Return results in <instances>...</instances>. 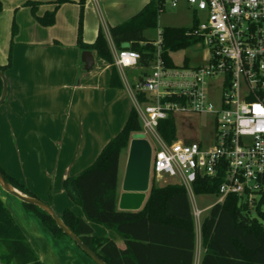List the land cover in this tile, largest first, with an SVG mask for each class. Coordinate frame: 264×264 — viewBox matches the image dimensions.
I'll return each instance as SVG.
<instances>
[{
    "label": "crops",
    "instance_id": "0c3cea01",
    "mask_svg": "<svg viewBox=\"0 0 264 264\" xmlns=\"http://www.w3.org/2000/svg\"><path fill=\"white\" fill-rule=\"evenodd\" d=\"M28 1L39 3L37 16L53 11L56 6V0H0L3 6L0 65L7 64L12 40L11 65L5 72L7 93L0 106V168L37 199L48 202L58 216L68 209L84 219L81 208L64 191L63 181L89 167L103 147L121 131L133 108L130 102L133 104L135 85L144 73L129 85L123 75L127 69L116 68L122 87H110V65L94 51L77 47L79 0L60 4L54 24L48 27L40 25L30 8L23 6ZM148 3L147 0H85L83 42L92 44L101 29L104 36L107 33L110 38L108 46L113 57L116 47L109 27L133 18ZM13 21L17 33L11 39ZM83 51L92 53L94 65L89 72L83 70ZM120 158L116 208L125 170L124 165L120 178ZM0 199L41 264H95L85 254L77 252L72 241L54 240L18 199L1 191ZM211 207L213 205L204 211ZM89 225L94 237L108 238L118 248H126L124 239L114 231L94 223ZM195 229L199 232L196 226ZM57 246L67 247L68 252L56 257ZM197 247L196 232L193 264L196 259L199 264L204 254L200 234L199 250Z\"/></svg>",
    "mask_w": 264,
    "mask_h": 264
},
{
    "label": "trees",
    "instance_id": "16d2710c",
    "mask_svg": "<svg viewBox=\"0 0 264 264\" xmlns=\"http://www.w3.org/2000/svg\"><path fill=\"white\" fill-rule=\"evenodd\" d=\"M70 0H56L55 8L43 16H37L38 2L28 1L34 19L42 26H52L58 6ZM77 47L90 50L110 65V87L121 88L116 67L108 43L101 29L95 41L85 44L82 40V16L85 0H79ZM3 11L0 2V13ZM159 7L148 3L136 16L126 22L109 27L110 37L116 49H130L141 55V65L146 67L153 58L155 47L146 41L143 33L156 27ZM190 28L164 27L161 30L162 56L168 66H174L170 53L184 50L193 44L187 36ZM17 33L13 21L11 39ZM126 48H122V44ZM12 45V40H11ZM11 45L8 61L0 65L5 74L11 65ZM187 60L184 65L187 66ZM2 81L0 79V97ZM140 102L142 95H137ZM141 124L134 108H131L125 125L101 150L95 161L81 173L63 181V189L71 201L79 206L84 219L66 209L59 216L62 222L81 241L102 259L105 264H193L196 247V229L187 192L176 182L157 183L151 177L147 199L141 210L124 212L116 208L118 166L120 154L127 149L131 137L140 132ZM157 132L166 143L177 139L176 119L169 115L160 120ZM190 140L186 141L189 143ZM6 182L34 197L22 184L8 176L1 168ZM222 176L198 178L193 184L195 195H216ZM264 184V179H263ZM50 207L51 205L47 202ZM26 212L34 215L41 225L56 239L70 240L43 210L22 203ZM264 192L252 206L235 195H228L222 204L211 207L201 222L199 234L204 249L199 264H264ZM254 210L255 217L251 216ZM89 223L101 225L121 236L126 248L120 249L108 238L92 235ZM71 241V240H70ZM0 264H41L38 256L26 241L10 211L0 199Z\"/></svg>",
    "mask_w": 264,
    "mask_h": 264
},
{
    "label": "built area",
    "instance_id": "2783aa9c",
    "mask_svg": "<svg viewBox=\"0 0 264 264\" xmlns=\"http://www.w3.org/2000/svg\"><path fill=\"white\" fill-rule=\"evenodd\" d=\"M147 1L157 4L158 14L182 3L193 12L187 36L191 46L202 50L201 64L168 66L161 32L151 42L155 51L146 67L140 53L130 49L115 50L113 63L119 70H147L135 85L133 108L141 124L138 133L156 143L150 176L185 188L200 229L204 209L193 202V184L199 177L222 176L213 206L228 195L252 206L264 192V0ZM169 115L210 117L212 139L204 143L186 136L164 142L157 126Z\"/></svg>",
    "mask_w": 264,
    "mask_h": 264
},
{
    "label": "rangeland",
    "instance_id": "374dc122",
    "mask_svg": "<svg viewBox=\"0 0 264 264\" xmlns=\"http://www.w3.org/2000/svg\"><path fill=\"white\" fill-rule=\"evenodd\" d=\"M194 16L193 12L188 9L185 5L179 6L178 8H170L166 7L165 10L157 15L156 27L152 29H147L144 31L143 36L146 41L156 42L158 40V34L164 27H182V28H190L193 24ZM108 44H110V38H108V34H105ZM122 48H126L127 45L124 43L121 45ZM118 50V49H116ZM203 56L202 50L196 46H190L184 50L177 51L175 53H170V58L176 67H180L184 64V60H187L188 65L191 67L197 66L201 64V57ZM147 70L143 68L136 69H127L123 71V75L126 78L128 84H134L140 75L145 73ZM121 81L124 82L122 74H120ZM130 98V97H129ZM218 96L214 95L213 102L216 105ZM130 101V100H129ZM133 107V104L130 102V108ZM176 133L178 138L183 137H192L195 139H200L204 143H209V141L213 137V124L210 117L201 115H192V116H178L176 117ZM142 136L140 133L134 134L132 137ZM145 138V137H144ZM148 142L150 143L152 150L155 149L156 143L152 137H147ZM188 140H192L191 138ZM127 149L123 150L120 158V178L123 173L125 158ZM166 181V180H164ZM166 183V182H165ZM1 192H3L0 189ZM190 200V198H189ZM216 201L215 195H195L193 194V202L198 209H204L210 205H213ZM192 201L190 200V204ZM264 211V205L261 208ZM208 214V210L204 211L202 214V220ZM251 216L255 217L254 210L251 211ZM197 232V249L199 250V232ZM52 236V235H51ZM53 237V236H52ZM54 238V237H53ZM55 240V238H54ZM67 242H71L70 240H66ZM56 242V241H55ZM77 252H81L78 246L73 245ZM67 247L58 248L54 250V254L56 257H63L65 253L68 251ZM34 251V250H33ZM35 252V251H34ZM36 253V252H35ZM37 255V254H36ZM195 264H198V259L195 260Z\"/></svg>",
    "mask_w": 264,
    "mask_h": 264
},
{
    "label": "water",
    "instance_id": "95a60500",
    "mask_svg": "<svg viewBox=\"0 0 264 264\" xmlns=\"http://www.w3.org/2000/svg\"><path fill=\"white\" fill-rule=\"evenodd\" d=\"M81 61L83 63V70L89 72L92 70L94 61L90 51H83L81 54ZM0 79L2 81V93L0 97V106L4 102L7 93V80L5 74L0 71ZM152 157V148L150 143L144 136L131 137L127 147V159L121 185V193L118 198L117 208L124 212L139 211L146 199L150 189V164ZM0 189L18 199L21 203L35 206L46 212L56 226L65 234L83 254H85L95 264H105L102 259L88 248L81 239L76 236L54 212V210L45 202L27 196L9 185L0 172Z\"/></svg>",
    "mask_w": 264,
    "mask_h": 264
}]
</instances>
